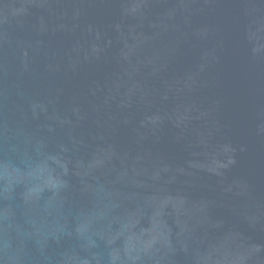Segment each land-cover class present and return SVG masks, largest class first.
I'll return each instance as SVG.
<instances>
[{
    "label": "water",
    "instance_id": "water-1",
    "mask_svg": "<svg viewBox=\"0 0 264 264\" xmlns=\"http://www.w3.org/2000/svg\"><path fill=\"white\" fill-rule=\"evenodd\" d=\"M0 264H264L200 0H0Z\"/></svg>",
    "mask_w": 264,
    "mask_h": 264
}]
</instances>
